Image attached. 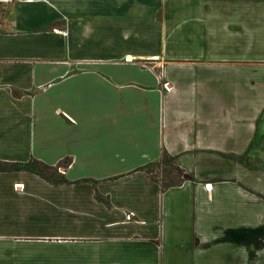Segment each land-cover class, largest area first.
Segmentation results:
<instances>
[{
    "label": "crops",
    "instance_id": "1",
    "mask_svg": "<svg viewBox=\"0 0 264 264\" xmlns=\"http://www.w3.org/2000/svg\"><path fill=\"white\" fill-rule=\"evenodd\" d=\"M263 150L264 0L5 5L0 161L66 180L0 171L5 261L257 264L258 198L216 152ZM163 151L188 174L164 191L137 170Z\"/></svg>",
    "mask_w": 264,
    "mask_h": 264
},
{
    "label": "trees",
    "instance_id": "2",
    "mask_svg": "<svg viewBox=\"0 0 264 264\" xmlns=\"http://www.w3.org/2000/svg\"><path fill=\"white\" fill-rule=\"evenodd\" d=\"M176 159V155H171L166 151H163L157 161L149 162L137 168V170L142 171L152 180L156 181L159 184L160 189L164 191L168 187L182 184V182L188 177V174L178 165ZM65 163H67V161L64 160L61 164ZM59 167V164L48 165L35 158H30L26 162L0 161V171L26 170L40 175L54 184L66 181L63 172L59 170Z\"/></svg>",
    "mask_w": 264,
    "mask_h": 264
},
{
    "label": "rangeland",
    "instance_id": "3",
    "mask_svg": "<svg viewBox=\"0 0 264 264\" xmlns=\"http://www.w3.org/2000/svg\"><path fill=\"white\" fill-rule=\"evenodd\" d=\"M220 157L226 159L229 170L234 175H242V182L238 183L243 190H247L257 196V206L260 212V222L264 223V150L263 151H243V152H216ZM155 171V169H154ZM60 172V171H58ZM264 235V230H260V237ZM259 262L264 264V244H260ZM29 252V251H28ZM51 252V253H50ZM49 254H53L50 251ZM42 254H45L44 252ZM5 257H0V264H58L45 262H8Z\"/></svg>",
    "mask_w": 264,
    "mask_h": 264
},
{
    "label": "built area",
    "instance_id": "4",
    "mask_svg": "<svg viewBox=\"0 0 264 264\" xmlns=\"http://www.w3.org/2000/svg\"><path fill=\"white\" fill-rule=\"evenodd\" d=\"M12 0H0V17L3 13V9L5 7L6 4L10 3ZM166 86V84H164ZM19 185V188H23L22 184H17Z\"/></svg>",
    "mask_w": 264,
    "mask_h": 264
}]
</instances>
